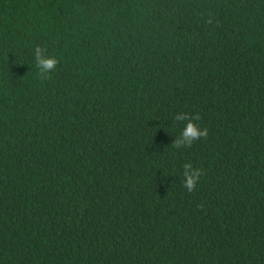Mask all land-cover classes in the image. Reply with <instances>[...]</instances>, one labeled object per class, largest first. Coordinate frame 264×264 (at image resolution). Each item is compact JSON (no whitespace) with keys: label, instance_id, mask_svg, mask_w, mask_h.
<instances>
[{"label":"trees","instance_id":"trees-1","mask_svg":"<svg viewBox=\"0 0 264 264\" xmlns=\"http://www.w3.org/2000/svg\"><path fill=\"white\" fill-rule=\"evenodd\" d=\"M0 264H264V0H0Z\"/></svg>","mask_w":264,"mask_h":264},{"label":"clouds","instance_id":"clouds-1","mask_svg":"<svg viewBox=\"0 0 264 264\" xmlns=\"http://www.w3.org/2000/svg\"><path fill=\"white\" fill-rule=\"evenodd\" d=\"M46 53L47 49L41 45H37L33 50L37 76L44 80L51 79V75L57 70L60 63L56 56H49ZM200 119L201 116L199 113L179 112L174 116V120L184 123V127L172 143L173 148L177 150L189 148L202 138L207 139L208 129L201 128L196 123ZM202 175V169L194 167L191 162L185 163L183 165L182 187L189 193L195 191Z\"/></svg>","mask_w":264,"mask_h":264}]
</instances>
